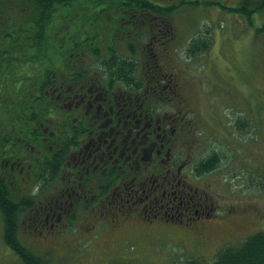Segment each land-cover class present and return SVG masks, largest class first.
Listing matches in <instances>:
<instances>
[{"label": "trees", "instance_id": "16d2710c", "mask_svg": "<svg viewBox=\"0 0 264 264\" xmlns=\"http://www.w3.org/2000/svg\"><path fill=\"white\" fill-rule=\"evenodd\" d=\"M12 3L15 5L10 6ZM186 4L163 7L151 0H0V17L11 8L23 14L17 12L14 26L0 23V109L20 124L17 127L11 121L2 125L0 115V165L5 159L11 164L39 157L38 179L49 185L52 172L56 176L61 172L71 147L85 140L92 121L81 102L73 109L66 107L67 96L83 99L87 89L107 88L103 90L113 99L125 90L143 92L148 83L159 88L172 82L180 86L167 66L173 61L172 16ZM238 7L229 10L251 18L264 8V0H243ZM123 35L127 55L116 41ZM208 48L209 43L198 40L187 52L196 58ZM56 78L70 88L69 94L59 85L60 91L54 93ZM16 94L22 95L18 107L10 102ZM168 95L174 94L171 90L160 94L164 98ZM77 98L74 105L80 101ZM143 100L154 101L150 97ZM241 128L244 132L246 125L242 123ZM214 157L215 167L219 158ZM212 161L203 169L214 168ZM103 191L108 193L109 185ZM36 207L35 196L16 198L0 175V211L7 245L25 264H66L37 256L19 241L21 215ZM31 224L32 230L40 233L42 228ZM232 240L210 264H264V232L245 239L233 236ZM176 264L202 263L191 257Z\"/></svg>", "mask_w": 264, "mask_h": 264}, {"label": "rangeland", "instance_id": "374dc122", "mask_svg": "<svg viewBox=\"0 0 264 264\" xmlns=\"http://www.w3.org/2000/svg\"><path fill=\"white\" fill-rule=\"evenodd\" d=\"M151 1L165 7L179 3ZM238 1L187 0L188 4L180 6L172 19L176 37L172 63L186 84L181 81L185 100L173 105L175 110L181 108L188 114L187 122L193 128L197 126L191 134H183V141L188 142L186 145L198 141L201 150L198 146L194 150V146L184 147L192 150L194 160L207 150L213 151L212 148L220 151L222 181L230 185L220 186L215 177L214 183L220 187L215 201L222 210L233 209L234 215L200 229L159 220L145 222L139 217L125 221L105 215L93 220L79 215L75 220L66 217L65 225L60 223L52 232L44 233L32 231L31 215H25L18 234L22 245L54 263L176 264L192 257L210 264L220 248L228 241L234 242L233 236L245 239L264 232V10L252 17L251 24L246 16L229 10ZM17 12L23 15L12 8L7 11V15L0 17L1 25L14 26ZM250 26L260 28L261 33L256 35L257 31L254 33ZM202 39L210 43L208 52L191 58L187 52L190 43ZM16 95L10 102L18 107L22 95ZM0 115L2 125L13 121L2 108ZM239 121L248 124L244 132L236 126ZM31 188L22 175V195L36 194L37 188L30 191ZM0 264H25L5 242L1 211Z\"/></svg>", "mask_w": 264, "mask_h": 264}, {"label": "flooded vegetation", "instance_id": "af4514ba", "mask_svg": "<svg viewBox=\"0 0 264 264\" xmlns=\"http://www.w3.org/2000/svg\"><path fill=\"white\" fill-rule=\"evenodd\" d=\"M59 87L64 88V84L60 83ZM103 89L107 88L87 89L83 99L75 105L77 97L67 96L64 104L72 108L81 102L92 121L85 140L71 147L68 166L61 176L63 180L54 185L57 196L42 208L47 217H35L33 222L42 227L50 223L53 229L63 221L64 212L76 215V205H83L90 212H101L102 207H109L125 217L142 212L148 218L196 225L198 229L218 221L220 217H215L216 207L210 195L201 185L197 186L193 175L186 174L187 162L182 159L178 165L160 167L149 188L137 185L139 176L150 169L154 152L160 155L165 150V140L173 139L175 144L177 140L183 141V134L192 131L180 119L170 126L172 136H169L165 126L168 119L155 120L150 102L143 100H147L150 93L160 97L167 90L177 95V85L172 82L160 88L152 86L145 92L125 90L113 99H109ZM70 91V88L63 89L65 94ZM156 138L161 141V150L156 148ZM171 148L166 152L167 159ZM59 176L58 172L56 178ZM11 178L22 180V169ZM106 185L111 193L109 198H102Z\"/></svg>", "mask_w": 264, "mask_h": 264}]
</instances>
